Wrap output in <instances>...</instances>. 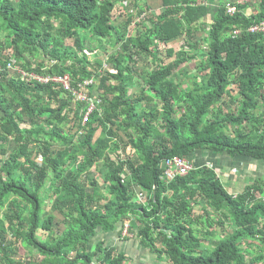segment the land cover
<instances>
[{"label": "trees", "instance_id": "16d2710c", "mask_svg": "<svg viewBox=\"0 0 264 264\" xmlns=\"http://www.w3.org/2000/svg\"><path fill=\"white\" fill-rule=\"evenodd\" d=\"M142 1L115 23L118 0H0V264H132L89 243L126 220L166 264H264V174L233 193L211 166L169 182L162 167L201 150L264 162V32L247 31L264 21V0L248 15L246 1H230L231 14L226 0H161L157 15L135 22ZM8 61L68 74L77 89L95 75L96 108L82 124L85 102L27 82ZM20 246L28 256L16 257Z\"/></svg>", "mask_w": 264, "mask_h": 264}, {"label": "rangeland", "instance_id": "374dc122", "mask_svg": "<svg viewBox=\"0 0 264 264\" xmlns=\"http://www.w3.org/2000/svg\"><path fill=\"white\" fill-rule=\"evenodd\" d=\"M146 1H147V4L149 5L148 10L145 9V14L142 18L135 17L136 22H139V20H142V21L146 20V23H147L148 22L147 20L151 16H153V15L155 16L160 12L161 0H146ZM209 1L212 4L211 7L216 8L220 4V1H222V0H209ZM230 1H232V0H226L225 4L226 5L230 4L231 3ZM233 1H238L240 3L246 1L248 3V5L246 7H244V9L242 11L248 15L254 11V6L258 0H233ZM130 4H131V0H118V2L115 4V9L113 11V19H114L115 23H119L120 21L125 20V18L127 16V12H128L127 9L130 6ZM143 4L144 3L141 0L140 5L143 6V8H145ZM131 10H132V8H129V11H131ZM209 20H210L209 18H206L205 22L208 23ZM134 26H135V23L133 22L131 25V29L134 28ZM55 27H56V25H55ZM135 28H137V27L135 26ZM202 35H203V31L198 30V31H194L190 38L193 40L194 39L199 40L202 37ZM184 40H185V37H184V35H182V36L178 37L177 39H175L173 42H171L169 45H171L175 50H179L181 45L184 43ZM66 44L72 45L71 41H69V40L66 41ZM91 46H95V44L91 45ZM205 47H206V45L202 44V46H201L202 50ZM113 50L114 49L109 50V53H112ZM90 56H92V55H90ZM41 59H42V56H40L34 60L32 59L31 67L34 68L37 65V63L41 61ZM91 59H92V57H91ZM197 61H199V60H197ZM193 66H194V62H189L183 67L184 70L188 71L189 77L194 76V72L191 71V70H193ZM95 79H97V77H95ZM136 80H140V79L138 77H136ZM93 89L97 90L96 87H93ZM232 102H233V100L230 97H227L224 99L223 105L229 109L230 107L232 108L234 105ZM71 118H72V115L70 116V119ZM70 125H71V122L67 123L66 127L68 128ZM72 132H73V130H72ZM77 134H80V133H77ZM1 156L4 157V155H1ZM33 158L38 163L41 162V158H40V156L36 155V152L33 154ZM195 159L197 160V162H196V160H194L192 158V160L194 162H196V163H194L195 165H204L205 164V165H208V166L215 168L217 170V172L222 176V180H223V183L226 186V188L230 192H233V193H235L236 191H239L241 188H243L246 183L251 181V179L264 174V162L254 161L250 157L240 156V157L231 158L226 153L215 154V153H212L211 151L201 150V151H197V153L195 155ZM96 169L91 168L89 170V176L90 177H94L97 174ZM50 196H51V192H50ZM51 201L52 200L46 201V204L44 205V210L46 212H51V208H52ZM61 228H62V226H60V230H61ZM55 231H57V232H55ZM58 233H59V228L58 229L55 228L54 234H58ZM100 234L103 235L104 237L109 236V233L101 232L100 229H98L96 232V235L94 237L90 238L89 243L90 244L94 243V241L96 239H98V237H100ZM38 235L42 238L46 237V233H44V232L39 231ZM145 249H146V251H148L147 254L149 256L145 257L143 254L142 259L140 258V260H139V257H137V263L139 262V264H152L151 260L154 261L155 254L153 252H151L149 249H147V248H145ZM18 255H16L17 258L18 257L23 258L25 256H28L26 250L21 246H20ZM150 256H151V258H149Z\"/></svg>", "mask_w": 264, "mask_h": 264}, {"label": "built area", "instance_id": "2783aa9c", "mask_svg": "<svg viewBox=\"0 0 264 264\" xmlns=\"http://www.w3.org/2000/svg\"><path fill=\"white\" fill-rule=\"evenodd\" d=\"M227 12L228 13H235L237 11V7L232 4H227ZM145 13H141L138 18H142ZM140 21V20H139ZM136 22V21H135ZM247 31L249 32H264V21L254 23L250 25L247 28ZM240 30L235 29L233 31L234 34H239ZM85 54H89L88 50H84ZM6 67L8 69H13L16 71L22 79H25L29 83H36L40 82L42 84L47 83H55L62 86L65 90L69 91L71 95L73 96L75 101L85 102L86 106V112L84 114V117L82 119V124L87 119V116L96 108V96L97 94H93L91 92V88H93L95 84V75L91 76L90 78H86L82 80L80 84V87L74 88L71 82V77L68 74L63 75H52V74H37L32 71H26L25 69L20 68L18 65L14 64L12 61L6 62ZM104 67L106 65L104 64ZM1 64H0V70H1ZM163 167V179L166 182H169L170 180L174 179L177 176H183L186 175L188 172L193 170L195 168V164L190 159H186L179 156H173L166 158L162 162ZM145 194L142 192H138V198L140 200H143ZM130 222L129 220H126L122 226V233L123 235H129ZM22 264H26L23 262Z\"/></svg>", "mask_w": 264, "mask_h": 264}, {"label": "crops", "instance_id": "0c3cea01", "mask_svg": "<svg viewBox=\"0 0 264 264\" xmlns=\"http://www.w3.org/2000/svg\"><path fill=\"white\" fill-rule=\"evenodd\" d=\"M206 2H207V4H209V6L212 5L209 0H206ZM93 94H95V93L93 92ZM196 153L197 152L192 154V158L194 160H196L195 159ZM196 162H197V160H196ZM196 162H194V163H196ZM108 233H109V236H107V237H104L103 235L100 234V237H98V239H96L94 241V243L98 240H102V241H104L105 245L114 246L118 252H125V254L131 259V262L133 264H139V262L137 263V257H139V260H140V258L142 259L143 254L145 257L149 256L147 254L148 251H146V249L141 245L140 240L135 236V234L130 232L129 235H123L122 229H121V233H120L119 228L117 229V231L115 230V232L113 231V232H108ZM94 243H91V245ZM149 258H151V256ZM151 261H152V264H158V263L159 264H166V261L158 260L156 255L154 258L155 262L153 260H151Z\"/></svg>", "mask_w": 264, "mask_h": 264}]
</instances>
